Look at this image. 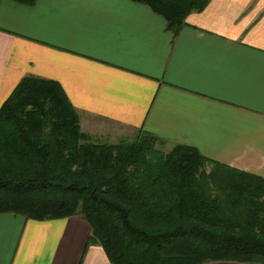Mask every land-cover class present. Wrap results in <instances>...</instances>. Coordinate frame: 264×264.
<instances>
[{
    "label": "crops",
    "instance_id": "0c3cea01",
    "mask_svg": "<svg viewBox=\"0 0 264 264\" xmlns=\"http://www.w3.org/2000/svg\"><path fill=\"white\" fill-rule=\"evenodd\" d=\"M29 76L57 83L82 129L142 130L264 178V0H210L176 35L132 0H0V108ZM89 237L78 218L0 214V264H110Z\"/></svg>",
    "mask_w": 264,
    "mask_h": 264
},
{
    "label": "trees",
    "instance_id": "16d2710c",
    "mask_svg": "<svg viewBox=\"0 0 264 264\" xmlns=\"http://www.w3.org/2000/svg\"><path fill=\"white\" fill-rule=\"evenodd\" d=\"M132 1L172 35L210 2ZM157 144L142 130L131 142L92 143L57 83L25 77L0 108V214L78 218L110 264H264V178Z\"/></svg>",
    "mask_w": 264,
    "mask_h": 264
},
{
    "label": "rangeland",
    "instance_id": "374dc122",
    "mask_svg": "<svg viewBox=\"0 0 264 264\" xmlns=\"http://www.w3.org/2000/svg\"><path fill=\"white\" fill-rule=\"evenodd\" d=\"M78 115V114H77ZM80 129L84 134H87L90 136V141L92 143L96 144H117L119 142L125 141V142H131L134 140V138L137 136V132L125 129V128H118V127H110L109 126H102L100 124H97L96 126L87 129V128H81V119L78 116ZM86 127V126H84ZM92 133V134H91ZM173 146V145H172ZM172 146H166L157 144L156 149L157 150H164V152H168L169 149L172 148Z\"/></svg>",
    "mask_w": 264,
    "mask_h": 264
}]
</instances>
